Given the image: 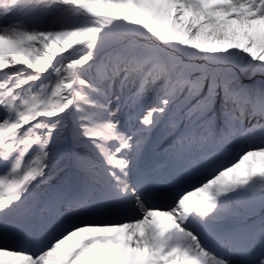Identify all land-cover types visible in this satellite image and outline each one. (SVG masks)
Returning a JSON list of instances; mask_svg holds the SVG:
<instances>
[{
  "label": "snow or ice",
  "instance_id": "snow-or-ice-1",
  "mask_svg": "<svg viewBox=\"0 0 264 264\" xmlns=\"http://www.w3.org/2000/svg\"><path fill=\"white\" fill-rule=\"evenodd\" d=\"M0 264H264V0H0Z\"/></svg>",
  "mask_w": 264,
  "mask_h": 264
}]
</instances>
